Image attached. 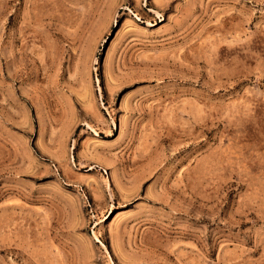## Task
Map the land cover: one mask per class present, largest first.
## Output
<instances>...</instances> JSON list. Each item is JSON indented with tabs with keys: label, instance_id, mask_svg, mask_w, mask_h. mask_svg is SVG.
Segmentation results:
<instances>
[{
	"label": "rangeland",
	"instance_id": "rangeland-1",
	"mask_svg": "<svg viewBox=\"0 0 264 264\" xmlns=\"http://www.w3.org/2000/svg\"><path fill=\"white\" fill-rule=\"evenodd\" d=\"M0 264H264V0H0Z\"/></svg>",
	"mask_w": 264,
	"mask_h": 264
},
{
	"label": "bare ground",
	"instance_id": "bare-ground-1",
	"mask_svg": "<svg viewBox=\"0 0 264 264\" xmlns=\"http://www.w3.org/2000/svg\"><path fill=\"white\" fill-rule=\"evenodd\" d=\"M170 1V0H169ZM169 4V3H168ZM165 7V6H164ZM165 10V9H164ZM219 77V76H218Z\"/></svg>",
	"mask_w": 264,
	"mask_h": 264
}]
</instances>
